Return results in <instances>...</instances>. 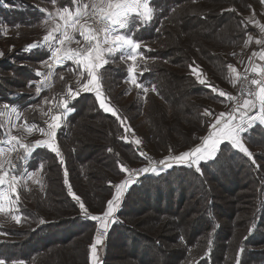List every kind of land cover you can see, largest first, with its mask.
Returning <instances> with one entry per match:
<instances>
[{"label":"trees","instance_id":"1","mask_svg":"<svg viewBox=\"0 0 264 264\" xmlns=\"http://www.w3.org/2000/svg\"><path fill=\"white\" fill-rule=\"evenodd\" d=\"M28 1L3 0L5 8L0 7V26L17 32L35 30L34 26L45 22L47 15L42 14L38 5L33 6ZM38 1L47 5L53 3L52 0ZM208 1H151L154 18L134 36L142 42L139 59L153 61L142 63L138 68L137 78L143 88L126 81L128 64L119 55L113 58L114 63L106 66L103 90L125 122L132 120V115L128 117L120 103L127 93L134 92L139 97L140 106L133 102L129 108L130 112H138V117L145 102L151 103L149 113L144 115L147 119L145 130L138 134L144 140L146 154H156L155 149L180 154L195 148L204 134L203 131L198 133L200 127L195 122L208 123L201 112L207 109L201 99L209 97L211 102L220 101L207 85L224 89L223 76L216 68L221 67L222 71L228 68V52L223 47L224 51L221 50L218 44L212 45V40L218 38L222 44L227 38L228 45L233 46L242 35L235 29L221 33L222 26H233L239 19L231 11L219 15L221 9L218 7L214 12L205 5ZM229 2L224 0L222 9H227V5L236 7L235 2L232 5ZM55 3L62 8L71 0H56ZM3 32L0 30V37ZM33 43L27 44L13 60L0 61L3 68L0 73V140L6 137L4 114L9 108L20 109L21 123L46 128L44 120L33 111L37 101L49 98L48 104L54 103V113H58L57 105L67 99L65 91L58 97L61 77L78 76L79 69L72 65L58 68L49 88L34 100L36 83L42 77L37 73L48 72V69L42 71L41 61L47 59L50 51L29 50L28 46ZM145 68L148 70L144 71ZM193 68H200L207 85L197 82ZM130 86L134 91L127 92ZM77 88L71 87L73 91ZM69 107L75 110L67 115L56 137L66 165L62 166L55 154L46 148H37L27 161L21 162L16 172L25 175L17 187L19 203L15 206L18 211L13 213L20 216V222L10 214H0V233H4L0 235V259L6 264L21 261L23 264H90L89 246L98 226L84 218L69 195L65 181L82 198L89 213L99 215L106 210L107 201L114 194L110 182L111 185L119 184L125 175L120 165L147 162L131 141L122 139L127 135L124 126L100 109L94 95L81 94L69 102ZM184 116H191V119ZM186 125L192 127L190 132L185 129ZM15 135L23 136L21 131ZM41 136L39 131H34L26 143L31 145ZM243 140L255 163L224 144L215 159L200 164L202 174L194 168L173 167L159 175L147 174L129 187L114 217L116 222L110 224L108 238L98 249L101 256L103 254L101 264H124L125 259L131 264H236L238 256L240 264H264V126L257 124L249 128ZM33 170L35 173L41 170L36 182L37 187L44 186L41 201L39 196L30 193L32 182L26 181ZM185 183L189 184V189L177 202L174 200L176 189ZM227 185L236 189L230 201L225 199ZM169 198L173 199V204ZM143 218L147 226L138 223ZM41 220L45 223L41 224ZM163 224H168L169 228L162 227ZM140 227L142 232H137ZM241 248L244 249L242 254Z\"/></svg>","mask_w":264,"mask_h":264},{"label":"snow or ice","instance_id":"2","mask_svg":"<svg viewBox=\"0 0 264 264\" xmlns=\"http://www.w3.org/2000/svg\"><path fill=\"white\" fill-rule=\"evenodd\" d=\"M52 2L55 3L56 0H52ZM72 5L73 7L65 6L56 9L55 14L49 12L46 8H39L49 18L59 22L43 37L42 41L29 45L28 49L50 51L49 59L41 61L43 65L47 66L49 72L37 73L38 76H43L44 80L49 79L54 66H62L70 61L80 70L79 75L84 78V83L79 84L78 81L79 87L75 91L71 88L68 89L67 99H63L57 105L60 111L52 114L50 119L45 121L46 128L25 125L28 133L35 129L47 139L36 140L29 145L24 143L18 136L9 133L6 141L0 140V143H7L11 146L7 149L8 153L22 149L23 155L19 157L21 161H27L35 149L43 147L54 153L62 166L65 165L63 154L56 140L57 132L63 126V121L67 115L75 110L69 107V102L74 101L81 93H93L100 109L110 113L122 126H125V120L111 106L109 98L103 90V81L107 75L106 66L114 63L113 58L117 54H119L122 61H132L130 65H127L128 77H126V81L138 88L144 87L138 82L137 65L135 63L137 57L142 55L140 52L142 42L135 39L134 36L136 31L151 23L154 18L151 0H72ZM260 27L264 30V25ZM76 34H79L82 38L84 46L78 48L67 46L71 43L77 45L81 43L80 40L76 39ZM257 43H260V41H257ZM2 55L3 53H0V56ZM253 55L258 56L260 61H264V50L253 53ZM229 67L235 74L237 81L243 79L254 88H245L241 93L244 98L242 101L237 102V106L227 116L220 113L215 122L211 124L212 130L204 137L203 144L178 155L166 157L160 160L158 165L152 164L149 167L137 170H131L120 165V171L128 174V178L115 185H111L110 182V186L115 189V194L107 201L106 210L99 215L89 213L82 198L73 191L71 184L67 180L65 181L69 195L78 204L84 218L96 222L98 226L94 242L89 246L90 264H100L98 246L104 244V238L108 233L110 224L116 222L114 219L115 213L119 210L126 189L137 183L140 175H159L162 171L173 167L194 168L197 173H201L200 164L215 159L221 145L224 144L245 154L255 163L252 153L245 146L243 136L257 121L264 123V64H256L251 67V73H254L257 78H252L250 81L247 75L242 77L234 67L231 65ZM102 69L105 71H101ZM147 70V68L144 69V71ZM192 71L196 72V69L193 68ZM196 79L199 84L207 85L206 80L201 79L198 73ZM43 82L41 81V83ZM207 86L211 87L212 92H217L216 87ZM40 91L41 88L37 87V94ZM144 91H147V89L144 88ZM218 94L222 97L226 96L223 91H219ZM227 99L237 100L236 97L231 95H228ZM44 103H49V101L44 100ZM5 107L7 108L8 105L6 104ZM45 115L48 114L45 113ZM127 132L128 128L125 127V133L127 134ZM122 139L128 142L127 135ZM135 143L138 145L140 141L136 140ZM139 155L145 156L146 154L140 151ZM0 157H5L0 158V213L10 214L12 219L19 223L20 216L13 213L18 211L15 207L19 203L17 185L24 179V176L22 173H16V163L11 158H7L2 148H0ZM22 171H27V169ZM64 175L65 177L68 175L66 167L64 168ZM33 176H35V170L32 171L29 178ZM40 223L44 224L45 221L41 220ZM3 234L0 233V235ZM243 251V248L239 250L241 254ZM0 264H6V261L0 259ZM15 264H23V262H15ZM236 264H240L239 256Z\"/></svg>","mask_w":264,"mask_h":264},{"label":"rangeland","instance_id":"3","mask_svg":"<svg viewBox=\"0 0 264 264\" xmlns=\"http://www.w3.org/2000/svg\"><path fill=\"white\" fill-rule=\"evenodd\" d=\"M223 1L224 0H209L208 2L205 3V5L208 8L214 9V12L217 11L216 9L219 7V9H221V13L220 14L217 13L219 15H223L224 12H229V11L235 13L236 18L239 19V20H237V23L233 26L231 25L232 27L228 26V27L224 28V26H222L221 27L222 31H220V32L226 33V31L228 29L230 31L232 29H235L238 32H240L241 33L240 35H242V36L239 38V40L233 46L228 45V43L226 42L227 38L225 39V42H223L222 44L219 43V40H217L218 38L212 40L213 41L212 45L215 46V44H218V46L220 48L223 47V48L227 49L228 53H227L226 61L229 62V64L227 66L228 68L225 71L220 70L221 67L216 68V71L219 73V75L223 76L224 83H223L222 87H224V89H221V87H218L220 89H217V92L214 93L209 88L211 94L218 96L220 98V101L211 102V101H209V97H203L201 99V104H205L206 108L208 110H212L213 113L211 114V112L207 111V109H204L201 112H203V115L207 117L208 123L206 121H203L202 123H201V121L195 122L200 127V130L198 131V133L202 132V131L204 133L202 135L201 142L199 144H196L195 147L200 146L201 143H203L204 137H206L209 134V132L212 130L211 124L215 122V119L220 115V113H224V114L230 113L233 110V108H235L237 106V101L239 99V90H240L241 82L243 79L237 81L235 78V74L232 72L229 65L234 67L243 77L244 75L251 72L250 69L254 65L264 64V61H260L258 56L253 55V53H259L262 50H264V30H262L260 27L261 25H264V2H262V0H227L228 2L230 1L229 3L231 5L233 4V2H235L236 7H229L227 5V9H222ZM28 2H29V4H31L33 6L38 5V7H40V8H46V9H48L49 12H52L53 14H55L56 9L59 8L56 3H51L50 5H47V4H44L38 0H30ZM2 6H4V3H3V0H0V7L3 10L5 7H2ZM33 6H31V8ZM65 6L73 7L72 0H71L70 4L65 5ZM217 14H215V15H217ZM219 17H221V16H219ZM45 21H47V23L42 22V23H40V25H38L36 27L34 26L33 28H37L35 30L20 29V31L15 32V29H6V28H4V26L3 27L0 26V30L4 31L3 35H1V37H0V53H3V55L0 56V61L4 60V59L5 60L6 59L13 60L15 57H17V55L22 53V50L25 48V46L27 44L41 40L45 35L48 34V32L51 29H53L55 27L56 23L59 22L58 20H55V21L52 20L48 16H47V19ZM217 34H220V33H217ZM76 39L81 41V43L79 45H77L75 43H71L70 45H67V46H70L72 48L83 47L84 41L79 36V34H76ZM257 41H260V43H257ZM221 50H223V49L221 48ZM50 55H51V53L49 52L46 60L49 59ZM118 55L119 54H117V56ZM137 60L135 62L137 65V69L142 65V63H143V65H145V64H150L151 62H153L149 59H147L146 61H143L141 59H139L138 61ZM13 62L15 64H17L15 60ZM123 62H125V63L127 62L128 65H130L132 63V61H130V62L129 61H123ZM14 63H12V64H14ZM20 64H22L21 66H25V67L26 66H32L31 64L29 65L28 63H20ZM41 66L44 67L42 71H46L48 69L46 65L41 64ZM73 67L76 68L75 66H73ZM58 68H59V66L53 67L52 74H51L52 79L54 76V72ZM2 70H3V68H1V66H0V73L2 72ZM79 71H78V75H79ZM48 72H49V69H48ZM48 72H45V73H48ZM197 73L199 74L201 79H204L203 75L201 74L200 68L196 69L194 76H196ZM3 74H6V73H3ZM50 77H49V79H50ZM254 78H257L255 74H254ZM49 79L44 80V77L42 76L41 80H39L36 83V87H40L41 91L39 94H37V91L35 92L34 100L40 96V94L43 90L49 88L47 86L48 85L47 81ZM41 81H44V82L41 83ZM78 81H79V84H82V83H84V78L79 77V76H76V77L64 76L59 82V88H57L58 97L62 91L68 92V89L71 88L72 86L73 87H79ZM45 83H46V87H44ZM117 90H120V88ZM130 91H134L133 86H130L128 88L127 92H130ZM219 91H223L226 94V96H224V97L220 96L218 94ZM90 94L94 95L93 93H90ZM113 94L116 95L115 92ZM228 95L236 97L237 100L227 99ZM94 97H95V95H94ZM95 99H96V97H95ZM144 99L146 100V98H144ZM44 100L48 101L49 98L43 99L40 102L37 101L36 105L34 106L33 111L36 112L35 115H37L38 117H41V119H43L45 122V121L50 119V116L52 114H55L54 110H53L55 104L54 103H50V104L44 103ZM133 102H136L138 107L140 106L139 105V97L134 95V92L130 93V94L127 93V95L125 96L123 101H120L121 105H123L125 107V109L127 110L128 117L132 115V120L126 121L125 126H124V131H125V127H127L128 128L127 140L131 141L134 144V146L136 147V151L138 153L140 151H143L146 154V151L143 148L144 140L138 134L140 132H142V130H145L144 124H147L146 123L147 119H145L144 115L146 114V112L149 113V109L151 108V103L149 105L148 101L145 102V106H143L142 111L139 112V117H138L137 116L138 112H130L129 111L130 105H132ZM203 102H205V103H203ZM13 109H15V111H13ZM50 109H51V111H49ZM45 113H47L48 115H45ZM4 118H5V123H6V130H7L6 137H5L4 141H6L8 139L9 133L11 135H15L16 132L21 131L23 136L19 137V138L24 143H26L27 142L26 140L31 137V133L32 132L34 133V131H36L35 129L31 133H28L26 131L25 124L21 123L22 122V114L20 113L19 108H9L7 113L4 114ZM184 118L191 119V116H184ZM165 119H167V118H165ZM176 124H177V122L175 120L174 126H176ZM257 124L264 126V123H261L260 121H257L255 123V125H257ZM148 125H149V123H148ZM181 125H183V124H181ZM184 127L188 132H190L192 130L191 126L186 125ZM136 130H138L139 132H136ZM196 134L197 133H195L194 135H196ZM44 139H47V137L41 136L40 138H36V140H44ZM136 140L140 141V143L138 145L135 143ZM2 144L5 145L6 149L11 147L7 143H2ZM41 148H43V147H41ZM21 150L22 149H20L19 151L21 152ZM153 152H155L158 155L146 154L145 155V157L147 158L146 163H144L142 165H134V166L127 165L125 167H127L131 170H137V169H141L144 167H148L152 162L162 160V159L169 157V156L178 155V154L169 153L168 150L156 151V149H155V150H153ZM11 153L7 154V158H9ZM21 162H19V165L17 166L16 172L20 170V168L22 166ZM138 164H140V163H138ZM40 172H41V170L36 172L35 176H33L31 178H29L31 175L26 176V181L32 182L31 183L32 187H30L29 190H30V193H32L35 197H38V196L40 197V193L44 190L43 185H40L39 187H37V185H36L37 180L40 178L39 177L41 174ZM127 177H128V174L123 175L120 178V180L118 181V183H121L122 180H124ZM224 180H227V179L225 178ZM244 183L247 184L246 181H244ZM18 185H17V187H18ZM224 188L228 191H226ZM224 188H223L224 191L228 192L225 195V199L227 201L232 200V194L233 193L235 194L236 189H232L231 185H227ZM188 189H189L188 183L182 184L180 187H177L176 193H175L177 195L174 196V200L175 201L177 200V202L180 201L183 198L182 196H184L185 192ZM127 190L128 189H126L125 194H126ZM114 194H115V189H114ZM124 197H125V195H124ZM124 197L122 199V202L124 200ZM38 200L41 201L42 197H40ZM122 202H121V204H122ZM169 202H170V204H173L174 201H173V199L169 198ZM121 204H120V206H121ZM162 210L165 211V207H162ZM149 212L151 213V210H149ZM5 214H8V213H5ZM151 214L155 215L154 213H151ZM155 216L159 217L158 215H155ZM145 218L138 220V223L140 225L147 226V223L145 222ZM1 222H2V220H1ZM153 224L156 225L155 223H153ZM159 225H160V223H158V226ZM167 225L168 224H163L162 227L165 226V227L169 228V226H167ZM141 230H143L141 227L139 229H136L137 232L138 231L142 232ZM108 234H109V230H108ZM94 237H95V234H94ZM94 237H93V239H94ZM168 246L170 247V245H167V247ZM172 247L174 248V246H172ZM139 252H141V250ZM116 254H121V253L116 252ZM98 256H99V261L101 263V259L103 257V254L101 256L100 250H98ZM123 263L124 264H131V262L126 260V259L123 260Z\"/></svg>","mask_w":264,"mask_h":264},{"label":"built area","instance_id":"4","mask_svg":"<svg viewBox=\"0 0 264 264\" xmlns=\"http://www.w3.org/2000/svg\"><path fill=\"white\" fill-rule=\"evenodd\" d=\"M55 67V66H54ZM247 76H248V80L250 81L252 78H254V73H248V74H246ZM246 87H249V88H254V86H251L250 84H248V82L247 81H244V80H242V82H241V86H240V90H239V99H238V101H242V99L244 98V97H242L241 96V93L245 90V88ZM237 101V102H238ZM227 114L228 113H226L225 114V116H227ZM21 156V152L18 150V151H14V152H12L11 154H10V156H9V158H11L15 163H16V165L18 166L19 165V162H21V160L19 159V157ZM159 161L160 160H158V161H156V162H152L149 166H151L152 164H159ZM148 166V167H149ZM145 175H147V174H145ZM145 175H140L139 176V179H141L142 177H144ZM128 178V177H127ZM127 178H125V179H127ZM124 179V180H125ZM138 179V180H139ZM123 181V180H122ZM98 229V228H97ZM96 232H97V230H96ZM96 232H95V235H96ZM107 237H108V233H107V235L105 236V238H104V241L107 239ZM95 238V237H94ZM93 242H94V239H93Z\"/></svg>","mask_w":264,"mask_h":264},{"label":"crops","instance_id":"5","mask_svg":"<svg viewBox=\"0 0 264 264\" xmlns=\"http://www.w3.org/2000/svg\"><path fill=\"white\" fill-rule=\"evenodd\" d=\"M152 1V0H151ZM137 59H139V56H138V58ZM138 61V60H137ZM72 65V66H74L73 64H72V62H66L65 64H63L62 66H59V68H62V67H64L65 65ZM137 71H138V69H137ZM251 73V72H250ZM79 77H81L80 75H78ZM52 76L50 77V79L47 81V83H48V87L51 85V83H52ZM130 83V82H129ZM131 84V83H130ZM131 85H133V84H131ZM45 87H46V83H45ZM81 94H85V93H81ZM86 94H90V93H86ZM106 113V112H105ZM107 114H110V113H107ZM255 125V124H254ZM253 125V126H254ZM252 126V127H253ZM252 127H250V128H252ZM33 135V132L31 133V136ZM129 141V140H128ZM203 143H204V141H203ZM203 143H201V144H203ZM0 148H2V149H4V151H5V154H6V156H7V154H8V152H7V149L5 148V145L4 144H2V143H0ZM218 153V152H217ZM217 155V154H216ZM0 158H5V157H0ZM126 195V194H125ZM0 214H5V213H0ZM116 215V214H115ZM110 227V226H109ZM100 246H98V248H99ZM100 262V261H99ZM101 264V263H100Z\"/></svg>","mask_w":264,"mask_h":264},{"label":"bare ground","instance_id":"6","mask_svg":"<svg viewBox=\"0 0 264 264\" xmlns=\"http://www.w3.org/2000/svg\"><path fill=\"white\" fill-rule=\"evenodd\" d=\"M108 238V237H107ZM107 240V239H106Z\"/></svg>","mask_w":264,"mask_h":264}]
</instances>
